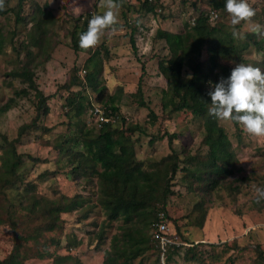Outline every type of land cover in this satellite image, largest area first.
<instances>
[{
	"label": "trees",
	"instance_id": "obj_1",
	"mask_svg": "<svg viewBox=\"0 0 264 264\" xmlns=\"http://www.w3.org/2000/svg\"><path fill=\"white\" fill-rule=\"evenodd\" d=\"M200 4L208 8L200 10L197 15H191L188 20L184 19L182 29L179 31L157 28L153 41L156 43L162 41L168 55L159 56L154 53L152 57L158 59V71L167 82V90L162 92V108L167 114L166 119L169 120L173 113L181 111H190L194 118L200 119L203 126L202 145L206 152L198 158L186 153L181 159L180 154L173 151L158 162L147 163L148 169H145V161L136 157L134 150L133 136L135 133H141L143 129L129 126L125 117L120 114L119 106L108 105L103 108L104 116L110 118L107 122L90 127L83 122L82 115L94 106L90 102L87 89H91L97 104L103 97L104 87L97 86L99 66L90 69L92 64L99 63L98 50L92 53L89 49L79 47V36L87 30L91 14L86 13L83 17L77 18L71 29L72 51L75 53L85 51L91 56L83 67L84 74H79L80 68L73 66L69 80L59 88L60 91L67 93L62 107L68 118V129L56 140L54 149L57 151L56 163L66 161L71 167V175L88 181L95 179L96 202L108 222L120 219L127 225L122 228L123 232L119 236L112 237L110 248L104 252L102 264H131L134 259L149 250L155 252L153 264H170L182 250L184 261L200 263L195 250L203 243H192L184 238L178 231L175 220L167 213L169 200L178 195L174 187L183 184L188 193L198 195L197 202L192 207L194 214L192 222L188 218L191 225L196 227L203 225L207 215L208 206L202 199L203 194H209L216 189H228L230 193L236 194L241 191L240 184H243L241 179L236 178L232 183L227 181L234 175L236 164L235 153L231 150V142L225 127V123L230 121H221L209 114L208 103L211 100L207 92L210 90L209 82L215 84L221 77L226 79L238 63H251L264 70V58L252 61L244 54L249 51L251 45L255 47V53L264 54V39L257 41L254 38L245 41L233 39L230 29L223 24V19L226 20L227 17L230 22V17L224 11L225 0H194L191 7L197 11ZM139 5L134 6L127 0H122L123 27L126 30L130 29L132 50L136 49L133 46V35L138 32L142 18L153 17L165 21L178 16L175 12L172 13L162 0H154L153 3L143 0ZM124 8L138 12L139 17L130 21ZM178 9L180 14L186 13L187 7L183 4ZM211 10L218 14L215 21L209 18ZM9 14L13 18L14 28L9 31L8 41L12 44L16 62L8 76L11 80H17L21 87L14 90V97L7 100L0 112H6L18 99L25 98L32 103L35 115L30 124L19 128L18 136L14 140L9 141L5 136L0 138L2 201L6 199L4 191L17 192L23 196V201L18 204L25 218L17 224L13 220L16 210L8 202L6 219L3 220L0 216V224L7 223L11 228L13 244L11 251L0 259V264H25L29 259L51 258L52 254L46 250L48 240L44 238V234L59 227L61 214L82 208L86 200L80 195L72 197L62 195L58 200L46 199L34 194L35 185L32 183L24 184L25 191L23 188L16 191L18 185L24 183L19 171L23 159L16 150L20 138L32 128L40 129L43 133L50 132V128L38 122L49 114V100L52 97L39 89L36 71L49 61L46 48L52 42L50 36L56 30L55 23L61 21L52 16L48 5L40 6L34 0H16L12 8L8 6L6 0L5 10L0 11V16ZM18 25L28 26L29 30L27 38L15 44L13 37L18 32ZM78 29L79 34L76 35ZM6 42V38L4 39L0 33V53H3ZM187 76H191V79ZM76 88L78 90H75ZM118 94L108 97L107 102L114 104L118 101ZM132 95L137 96L139 101L142 99L140 83ZM140 105L145 106L143 102ZM230 123L236 133H243L239 125ZM159 138H167L171 144L178 137L176 134L165 132ZM182 154L185 152L182 151ZM178 173H182L179 184L176 182ZM41 177H45V174ZM260 180L263 182L261 187H264V178ZM197 213H201L198 218ZM163 219L166 220L168 227L169 223H174L175 230L172 228L173 233L169 237L176 236L185 245L180 247L170 245L164 251L161 249L159 242L153 238L152 230ZM49 242L58 244L55 239H50ZM39 247L44 250L39 251ZM64 259L66 257L55 255L52 264H59L65 261Z\"/></svg>",
	"mask_w": 264,
	"mask_h": 264
},
{
	"label": "rangeland",
	"instance_id": "obj_2",
	"mask_svg": "<svg viewBox=\"0 0 264 264\" xmlns=\"http://www.w3.org/2000/svg\"><path fill=\"white\" fill-rule=\"evenodd\" d=\"M34 1L40 6L48 5L52 16L61 22L55 23L56 30L50 36L52 42L46 48V53L50 57L49 61L36 71L39 89L45 95L52 97L49 100V114L38 122L50 128V132L43 133L40 129L32 128L20 138L16 150L23 159L19 171L24 183L18 185L16 191L22 188L25 191L26 183H32L35 185L34 194L37 196L58 200L62 195L66 197L80 195L86 200V204L82 208L61 214L59 227L44 234V238L48 240L46 250L52 254L51 258L29 259L25 264H52L55 255L66 257L65 261L59 264H102L104 252L110 248L112 237L119 236L123 232L122 228L127 225L120 219L108 222L103 210L96 202L95 179L88 181L71 175V167L64 160L56 163L57 151L54 149V144L68 129V118L62 107L67 93L60 91L59 88L69 80L73 66L80 68L79 74H84L83 67L91 56L85 51L77 53L72 51L71 29L80 16L83 17L89 13L92 17L94 14H102L104 9L99 7V0ZM127 1L134 6H140L139 0ZM162 1L172 13L175 12L178 16L165 21L150 17L142 18L138 32L133 35V46L136 49L132 50L130 29L126 30L123 27L122 7L119 10L118 30L106 31L101 43L89 49L92 53L96 49L99 52L97 55L99 63L92 64L90 69L93 70L99 66L97 86L104 87L103 97L97 104L91 89H87L90 102L101 110L108 105L119 106V112L125 117L129 126L143 129L141 133L134 134L133 140L135 155L139 160L145 161V169H148L147 163L158 162L173 151L179 153L181 159L186 156V153L198 158L206 152V148L202 145L203 126L200 119L194 118L190 111L175 112L169 120L166 119L167 114L162 108V92L167 90V82L158 71V59L152 56L154 53L159 56L168 55L162 41L157 43L153 41L157 28L179 31L182 29L184 19L188 20V17L197 15V12L203 11L208 6L200 4L199 10L194 11L191 7V2L194 0ZM248 2L256 10L255 21L264 25L263 0H248ZM15 3L16 0H8L10 8ZM183 4L187 7L186 13L180 14L178 8H181ZM124 9L130 21L139 17L138 12ZM225 19L223 24L229 28V18ZM238 27L242 28L243 25ZM13 28V18L10 14L0 16V33L7 40L3 53H0V109L9 98L14 97V90L21 87L17 80H11L8 76L16 62L12 44L8 41L9 31ZM28 30V26L18 25V32L13 37V42L16 44L27 38ZM75 34H79V29ZM249 38H254L256 41L261 39L248 33L243 41ZM254 49L255 47L251 45L249 51L244 54L249 60L258 61L261 59V53H255ZM138 83L142 87L140 101L137 96L132 95L136 92ZM117 94L118 101L114 104L107 102L108 97L117 96ZM142 102L145 104L144 107L140 105ZM34 115L32 103L25 98L18 99L9 110L0 112V138L5 136L9 141L17 138L19 128L30 124ZM82 120L86 126L90 127L97 125L98 117L93 115L92 111H86L82 115ZM225 127L231 142V150L236 157L235 173L227 181L232 183L236 178L241 179L243 183L240 184L241 191L236 194L230 193L228 189H216L209 194H203L202 199L208 206L207 215L203 225L196 227L191 225V222L194 215L192 207L197 202L198 195L188 193L183 184L174 187L178 195L169 200L166 208L168 215L175 220V225L178 226V231L184 238L192 243L203 244L195 250L200 263L184 261L182 250L170 264H264V202L257 203L255 198V188L262 186L263 182L260 179L264 178V137H251L244 131L238 134L230 122L225 123ZM165 132L176 134L178 138L169 144L167 138H159ZM182 151L185 154H182ZM44 174L45 177H41ZM181 176L182 173L177 174V184ZM3 193L6 199L2 201L0 193L1 218L6 219L7 206L10 202L16 210L13 220L17 224L25 220L24 213L19 210L18 204L23 201V196L18 195L17 192L4 191ZM200 215L201 213H197V218ZM173 224L169 223V234L173 233L175 228ZM100 236L101 239H99ZM50 239H55L58 244H51ZM12 240V230L9 225L0 224V259L11 251ZM43 250L39 247V251ZM154 259L155 252L149 250L134 259L131 264H153Z\"/></svg>",
	"mask_w": 264,
	"mask_h": 264
},
{
	"label": "clouds",
	"instance_id": "obj_3",
	"mask_svg": "<svg viewBox=\"0 0 264 264\" xmlns=\"http://www.w3.org/2000/svg\"><path fill=\"white\" fill-rule=\"evenodd\" d=\"M6 0H0V11ZM102 14H94L87 30L79 36V47H97L106 31L116 32L122 0H99ZM224 11L230 17L229 29L233 39L242 41L251 33L264 39V25L255 21L256 10L248 0H225ZM243 25V27H238ZM264 58V54H261ZM191 79V76L187 77ZM208 112L221 121L239 125L251 137H264V70L253 64L238 63L230 75L215 84L209 82ZM256 202L264 201V187L255 188Z\"/></svg>",
	"mask_w": 264,
	"mask_h": 264
},
{
	"label": "built area",
	"instance_id": "obj_4",
	"mask_svg": "<svg viewBox=\"0 0 264 264\" xmlns=\"http://www.w3.org/2000/svg\"><path fill=\"white\" fill-rule=\"evenodd\" d=\"M136 1V0H133ZM141 1L143 0H139V2L141 3ZM148 2H154V0H147ZM218 17V14L215 10H211L209 13V18L211 21H215ZM90 111H92L93 115H97L98 120L96 121L97 125H100V123H104L107 122L110 118L105 117L104 116V112L103 110H101V108L99 107H94L93 109H91ZM154 229L152 230V234H153V238L156 239L160 246L161 249L164 251V249L167 246H176V247H180L185 245L184 243L180 242L176 236H173V238L169 237V233H168V226L166 224V220H162L160 223L156 224L154 227Z\"/></svg>",
	"mask_w": 264,
	"mask_h": 264
},
{
	"label": "crops",
	"instance_id": "obj_5",
	"mask_svg": "<svg viewBox=\"0 0 264 264\" xmlns=\"http://www.w3.org/2000/svg\"><path fill=\"white\" fill-rule=\"evenodd\" d=\"M150 18H152V19H153V17H150Z\"/></svg>",
	"mask_w": 264,
	"mask_h": 264
}]
</instances>
